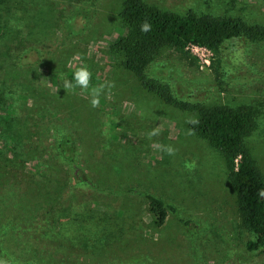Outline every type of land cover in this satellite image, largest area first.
Returning <instances> with one entry per match:
<instances>
[{
    "label": "rangeland",
    "instance_id": "374dc122",
    "mask_svg": "<svg viewBox=\"0 0 264 264\" xmlns=\"http://www.w3.org/2000/svg\"><path fill=\"white\" fill-rule=\"evenodd\" d=\"M142 1L264 26V0ZM123 2L0 0V259L264 264V243L246 248L256 236L241 224L224 154L187 135L186 122L211 106L252 107L244 142L264 177V37L227 39L218 55L162 46L145 74L168 85L178 106L142 85L113 49L127 33ZM81 66L90 87L115 84L97 108L90 92L62 86ZM147 194L172 206L161 224Z\"/></svg>",
    "mask_w": 264,
    "mask_h": 264
},
{
    "label": "trees",
    "instance_id": "16d2710c",
    "mask_svg": "<svg viewBox=\"0 0 264 264\" xmlns=\"http://www.w3.org/2000/svg\"><path fill=\"white\" fill-rule=\"evenodd\" d=\"M120 17L127 33L117 38L113 49L123 55L124 66L147 89L178 106L184 103L175 100L168 85H159L145 74L147 65L162 46H171L182 53L191 45L202 46L218 55L227 39L241 35L264 37L263 25H249L239 17L199 16L190 11L179 14L149 6L142 0H124ZM144 21L151 25L147 33L140 28ZM197 119L199 123L191 125L192 129L224 154L241 224L256 236L255 240L247 241L246 248L258 250L264 243V198L258 196V191L264 188V177L244 142V136L254 126L255 110L250 106H211L203 109ZM68 141L62 145L66 147ZM146 196L151 213L157 224H161L167 208L172 206L154 194Z\"/></svg>",
    "mask_w": 264,
    "mask_h": 264
},
{
    "label": "clouds",
    "instance_id": "9594fccd",
    "mask_svg": "<svg viewBox=\"0 0 264 264\" xmlns=\"http://www.w3.org/2000/svg\"><path fill=\"white\" fill-rule=\"evenodd\" d=\"M141 31L144 33H147L151 30V25L148 23V21H144L141 26ZM91 79H92V73L89 71L87 66H81L78 67L72 75L71 80L64 79L62 82V86L65 90H73L75 87H79L84 92H90L91 100L90 105L92 108H97L100 106V96L105 93V89H111L115 87L114 82H105L103 84H100L99 86H91ZM74 82V83H73ZM187 123L195 126L199 123V120L196 118H189ZM160 133L159 128H154L148 133L149 139L152 137L158 136ZM194 134L193 129H188L187 135ZM155 147L160 150L166 152L170 156H174L176 153V149L171 145H161L156 144ZM258 196L261 198H264V188L260 189L258 191ZM0 264H7V261L4 259H0Z\"/></svg>",
    "mask_w": 264,
    "mask_h": 264
},
{
    "label": "built area",
    "instance_id": "2783aa9c",
    "mask_svg": "<svg viewBox=\"0 0 264 264\" xmlns=\"http://www.w3.org/2000/svg\"><path fill=\"white\" fill-rule=\"evenodd\" d=\"M192 47L194 48H205V47H202V46H195V45H191Z\"/></svg>",
    "mask_w": 264,
    "mask_h": 264
}]
</instances>
